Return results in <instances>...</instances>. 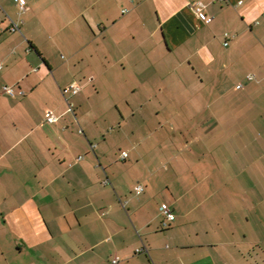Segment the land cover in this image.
Returning a JSON list of instances; mask_svg holds the SVG:
<instances>
[{
    "label": "crops",
    "instance_id": "obj_1",
    "mask_svg": "<svg viewBox=\"0 0 264 264\" xmlns=\"http://www.w3.org/2000/svg\"><path fill=\"white\" fill-rule=\"evenodd\" d=\"M0 63V264H264V0H0Z\"/></svg>",
    "mask_w": 264,
    "mask_h": 264
},
{
    "label": "built area",
    "instance_id": "obj_2",
    "mask_svg": "<svg viewBox=\"0 0 264 264\" xmlns=\"http://www.w3.org/2000/svg\"><path fill=\"white\" fill-rule=\"evenodd\" d=\"M15 1H17V0H15ZM20 7H21V9H25V6L22 3H20ZM193 7H194V10L196 11V13L198 15H202L203 14L204 5L202 3L196 2V3H194ZM16 29H18V25L17 24H14L12 26V30H16ZM226 36L228 37V35H226ZM227 44H228V41L225 42V45H227ZM1 68H2V64L0 63V69ZM247 79L248 80H253L254 79V75H252V74L248 75L247 76ZM241 86H242V84H241ZM71 88H72V90H73L74 93H76V92H78V91H80L82 89V87L79 84H77V83H74L71 86ZM3 91L6 92V93H9L11 95H14V89L11 86H4L3 87ZM45 118H46V121L49 122V123H53V122H55L58 119V117L52 111H50V110L46 112ZM127 156H128V154L126 152H123L122 153V157L123 158H125ZM143 189H144V186L141 185V184H138L135 187L136 193L142 192ZM159 212H160V214L163 217V220H162V227L163 228H168L175 221V219H176L175 213L167 205H161L159 207ZM143 250H144L143 248L142 249L140 248V249H137V252H141ZM118 261H119V257H115L112 260L113 263H117Z\"/></svg>",
    "mask_w": 264,
    "mask_h": 264
},
{
    "label": "rangeland",
    "instance_id": "obj_3",
    "mask_svg": "<svg viewBox=\"0 0 264 264\" xmlns=\"http://www.w3.org/2000/svg\"><path fill=\"white\" fill-rule=\"evenodd\" d=\"M127 154H128V152L127 151H125Z\"/></svg>",
    "mask_w": 264,
    "mask_h": 264
}]
</instances>
